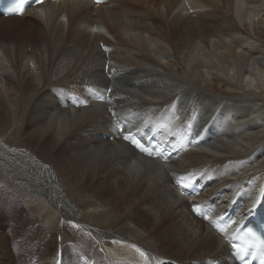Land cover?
Instances as JSON below:
<instances>
[{
	"label": "bare ground",
	"instance_id": "bare-ground-1",
	"mask_svg": "<svg viewBox=\"0 0 264 264\" xmlns=\"http://www.w3.org/2000/svg\"><path fill=\"white\" fill-rule=\"evenodd\" d=\"M0 83V198L34 227L7 233L0 200V264H145L137 247L150 264H235L175 181L201 178L194 199L217 217L264 206V0H61L0 16ZM115 120L160 129L180 154L144 158Z\"/></svg>",
	"mask_w": 264,
	"mask_h": 264
},
{
	"label": "rangeland",
	"instance_id": "rangeland-1",
	"mask_svg": "<svg viewBox=\"0 0 264 264\" xmlns=\"http://www.w3.org/2000/svg\"><path fill=\"white\" fill-rule=\"evenodd\" d=\"M21 24H20V27H22ZM99 33L107 36L108 38H111L109 37L108 34H106V32H104V30H101ZM1 84V83H0ZM1 201H3L5 203V207L7 209V212H6V218H7V223L5 224V230L7 231V233L9 232L10 233V227L12 226L11 224L13 225H16L17 227V232L19 233H23L26 231H29L31 230L33 227L32 225V222H31V219L27 216V213L22 209V207L20 206V203L18 200H16V198L12 195V193H4L2 194V197L0 198ZM3 208V205L2 207H0V209ZM9 220V221H8ZM4 225V224H3ZM10 226V227H9ZM17 236V233L12 237L15 239V237ZM35 241V244L32 248V251H33V254L35 255L33 257V261H40L41 259H44L45 257H47L44 249H41L42 246L39 245V243L37 244V241ZM34 243V242H32ZM37 245L39 246L38 248L40 250H36L37 249ZM51 248L54 247V243H50L49 245ZM170 264H177V263H174V262H171Z\"/></svg>",
	"mask_w": 264,
	"mask_h": 264
},
{
	"label": "snow or ice",
	"instance_id": "snow-or-ice-1",
	"mask_svg": "<svg viewBox=\"0 0 264 264\" xmlns=\"http://www.w3.org/2000/svg\"><path fill=\"white\" fill-rule=\"evenodd\" d=\"M39 2L42 3L43 0H39ZM95 2L97 4H100L103 2V0H95ZM105 51H107V49H105ZM101 99H103V97H101ZM124 131H125L124 129H121V132H124ZM122 139L124 141H127L129 146H135V148L139 149L140 151H142L144 153H147L149 156L152 155V152L147 147H145V145L142 144L140 142V140H138L135 136H133L131 134H125L122 136ZM185 181H189V183H186ZM175 183L178 186V188L185 189V190L188 189L190 186V175L179 174ZM193 211L200 212V206L199 205H193ZM72 226L78 227V225H75V224H73ZM220 231L223 232L224 230L221 228ZM232 247L234 249H236V252L238 255L243 254V250L241 248H239L236 244H232ZM136 251L140 254L141 257L144 258L145 264H150L149 255L145 251L141 250L139 247L136 248ZM261 264H264V258L261 259Z\"/></svg>",
	"mask_w": 264,
	"mask_h": 264
}]
</instances>
